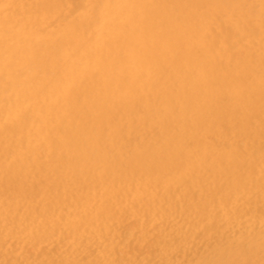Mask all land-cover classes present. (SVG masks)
Segmentation results:
<instances>
[{
    "label": "bare ground",
    "instance_id": "1",
    "mask_svg": "<svg viewBox=\"0 0 264 264\" xmlns=\"http://www.w3.org/2000/svg\"><path fill=\"white\" fill-rule=\"evenodd\" d=\"M88 1L0 0V229L8 222L22 234L33 231V239L48 238L60 222L80 239L109 227L112 210L136 198L145 202L147 219L169 222L179 210L191 230L201 226L213 235L227 215L215 211L252 191L264 166L259 150L243 159L232 144L220 152L212 146L234 133L244 140L250 120L264 134V0L253 25L243 11L249 0H91L90 10L77 15ZM225 13L235 18L226 23L234 39L251 38L256 53L230 55L222 26L210 33L209 24ZM195 190L201 197L193 198ZM176 191L182 198L162 209ZM33 200L36 209L27 210ZM36 220L48 223L46 233L32 226ZM258 252L264 231L214 247L195 264H255ZM98 258L37 264H117Z\"/></svg>",
    "mask_w": 264,
    "mask_h": 264
},
{
    "label": "rangeland",
    "instance_id": "2",
    "mask_svg": "<svg viewBox=\"0 0 264 264\" xmlns=\"http://www.w3.org/2000/svg\"><path fill=\"white\" fill-rule=\"evenodd\" d=\"M237 0H235L236 2ZM249 4H244V7H243V11L248 15V17H250L251 19V25L252 22L256 19V16L258 15V12H259V7H260V0H257L253 2V0H249ZM91 0L88 1L84 7H81L77 10V15H80V14H84L85 12L89 11L90 8H91V4H90ZM240 2L242 3V1L240 0ZM256 2H258L256 4ZM257 7V8H256ZM241 10V9H240ZM255 12V13H254ZM229 14L228 13H225V14H222L220 16H218L216 19H214L210 24H209V30H210V33L213 34V35H217V34H220V27L222 26L224 32H225V36L222 37V43L224 44H228L229 45V49H227L230 53V55L232 54L233 56H237V55H241L242 53H246V51H252V39L251 38H247L246 40L245 39H241V40H235L234 39V36L232 34V29L231 27L226 24L228 23V21H232L234 20V16L230 18H228ZM222 18V19H221ZM225 20V21H224ZM216 22H218L217 24H215ZM216 25V27H215ZM218 25V26H217ZM219 27V28H217ZM214 28V29H213ZM217 30V31H216ZM215 31V32H214ZM244 41V42H243ZM241 42V43H240ZM251 42V43H250ZM244 43V44H243ZM250 44V45H249ZM252 48V49H251ZM242 50V52H241ZM254 53H256V49L254 48V50L252 51ZM258 121V120H257ZM256 120H250L248 123H247V127L248 129H246V124H245V136L243 139L244 140H247V141H238L236 140L238 137H237V134H233V137H231L229 139V137L227 139H225L226 141V145H225V141H221L220 140V143L219 141H216V142H213L214 145H212L213 143H211V141H209V143L217 150V152H220L221 149H225L227 147L228 144H232L236 147V151L239 152V154L242 156L243 159L245 158H249L250 155H253L255 152V150H259V152L261 153V157H264V134L263 132L261 131L260 127H259V123L257 122ZM254 123V124H252ZM252 125V126H251ZM255 125V126H254ZM247 130V131H246ZM252 131V132H251ZM257 132H261V133H257ZM225 133V132H224ZM251 133V134H250ZM252 133H253V136H252ZM250 134V135H249ZM250 136V137H249ZM255 136V137H254ZM227 137V136H226ZM236 137V138H235ZM248 137V138H247ZM253 139H252V138ZM260 137V138H258ZM234 138H235V141H234ZM242 138V137H241ZM262 138V139H261ZM240 139V138H239ZM249 139V140H248ZM255 140V141H253ZM234 141V142H233ZM233 142V143H232ZM244 142V143H243ZM246 142V143H245ZM253 142V143H252ZM257 142V143H256ZM222 145V146H221ZM242 145V146H241ZM224 146V147H223ZM263 154V155H262ZM259 155V157H260ZM246 156V157H244ZM264 165V163H263ZM262 165V166H263ZM245 166V164H244ZM261 169L259 170H256V174L254 175L255 178L252 179L251 183H253V187L249 188L250 190L252 191H244V193H241L240 195H238L237 197L235 198H232V200L228 201V204H226L225 206H222L220 207L218 210L215 211V213L213 215H219V213H222V211L225 213L226 211V217L223 218V219H220V222L218 223V228H217V233L213 232L214 234L212 235V232L210 233L211 235H209L208 233H205L203 228L200 226V227H197L196 229H190V223H188L189 221H187L186 219H184L183 216H180L178 213H173L171 215H173V217L171 216L169 218V222L168 219H166V221H164L163 219H160V218H155V219H147L148 217H146L145 215V212L144 210L146 209V205L144 206L145 202L141 201V200H137L136 198L134 199H131V200H127L125 202L126 205H123L124 207L122 206H116L112 212H113V220H111L109 222L108 225H110L109 227L107 226L106 229L102 230L101 232L99 233H96V235L94 234H84L80 239L79 238H74L72 237L69 233H67L66 231V228L63 226V224H60V222H57V225L56 223L54 225L51 226L50 229V232H48L47 234H50V238H42L40 237V235H38V237H34L33 239V231H32V235L27 233V232H23V234L20 232L21 229H18V227L16 228L17 229V232H16V229H15V225L16 224H12L11 223L9 224L8 222H6L5 224L6 225H3V227L0 229V240L2 238V242L0 244V264H4V262L6 264H37V263H41L42 261H44L45 259L47 258H51L53 260H60V259H63V258H68V257H74L76 258L77 260H80L82 262H91V261H94V257L95 258H99L102 259V258H110V256L114 259V261L117 263V264H124V262H126V260H133V262L135 264H195L198 260L199 257L205 255L208 251H211V249H213L214 247L217 248V247H225L227 246V244H235V242L237 241V239L239 240V238H243L244 237H247L248 235H255L257 233L258 234H261L264 229L262 226L264 224V214L262 215L261 213H259L258 210H260V212H264V166L262 168V170L260 171ZM258 171V173H257ZM262 174H261V173ZM261 175V176H260ZM257 176V177H256ZM261 177V178H259ZM256 183H255V181ZM261 179V180H260ZM261 185H260V183ZM259 183V184H258ZM205 186L207 185L206 188L209 187V181H207V183H204ZM258 184V185H257ZM255 185V186H254ZM257 185V186H256ZM258 186H261V187H258ZM258 187V188H257ZM47 190L50 188L49 187H46ZM255 188V189H254ZM204 189V190H205ZM254 189V190H253ZM259 190V191H258ZM169 192H173L171 190H169ZM197 192V193H196ZM249 195H248V193ZM254 194H253V193ZM55 193H52L49 192L47 195H46V198L44 200L47 199V202L45 203L46 205L50 203L51 201V198L53 200V197L55 196ZM177 194H175L173 197H172V201L171 200H167L165 199L163 201V204H161V208L164 210L166 209H170V205L171 204H175V201L179 198H182V195L181 194H178V191H176ZM193 194V198H199L201 197V195L199 194L198 190H195L192 192ZM50 194V195H49ZM139 195V194H138ZM179 195V196H178ZM198 196V197H197ZM242 196H245L242 197ZM247 196V197H246ZM249 196V197H248ZM38 198H40L39 196H37ZM49 197V198H48ZM51 197V198H50ZM240 198H243L244 200L240 199ZM41 199V198H40ZM238 199V200H237ZM43 200V201H44ZM169 202H167V201ZM33 203L31 204L32 206L28 207L27 210H29L30 208H34L36 209L37 205H36V202L35 200L32 201ZM35 203V204H34ZM233 203V204H232ZM43 204V203H41ZM244 204V207L243 205ZM131 207H128L130 206ZM165 205V206H164ZM237 206V207H233V206ZM246 205V206H245ZM163 206V207H162ZM126 207V208H125ZM138 207V209H137ZM145 207V208H144ZM167 207V208H166ZM246 207V208H245ZM144 208V209H143ZM238 208V209H237ZM240 208L242 210H240ZM120 209V210H119ZM125 209V210H124ZM115 210V211H114ZM132 210V212L130 211ZM222 210V211H221ZM226 210V211H225ZM236 210V211H234ZM238 210V211H237ZM120 211V212H119ZM231 211V212H230ZM234 211V212H233ZM111 212V213H112ZM130 213V214H128ZM231 215H230V214ZM138 214V215H137ZM176 214V215H175ZM234 214V215H233ZM238 214V216H237ZM240 214V215H239ZM242 214V215H241ZM117 215V216H116ZM119 215V216H118ZM142 215V217H141ZM178 215V217H177ZM230 217H229V216ZM249 215V216H248ZM124 216V217H123ZM144 216V217H143ZM251 216V218H250ZM178 219H177V218ZM215 217V216H214ZM228 217H229V221H228ZM237 217L239 219H237ZM246 217V218H245ZM116 218V220H115ZM122 218V219H121ZM227 218V220H226ZM243 218V219H242ZM259 218V219H258ZM121 219V220H120ZM180 219V220H179ZM237 219V220H236ZM242 219V220H241ZM245 219V220H244ZM261 219V221L259 222V220ZM175 220V222H174ZM179 220V221H178ZM244 220V221H243ZM247 220V222H246ZM252 220V221H251ZM257 220V221H256ZM40 220H36L34 223L35 225H32L33 227H35V229H37V231L41 234L42 232L43 233H46L48 230H45L46 228L43 227L45 226L46 224H48L47 222L45 223V225H43L44 223L43 222H39ZM122 221V222H121ZM150 221V223H149ZM163 221V223H162ZM225 221V222H224ZM233 221V222H232ZM243 221V222H242ZM114 222V223H112ZM120 222V223H119ZM139 222V223H138ZM142 222V223H141ZM162 224H161V223ZM165 222V223H164ZM180 222V223H179ZM227 222V223H226ZM231 222V224H229ZM239 222V223H238ZM246 222V223H245ZM251 222V224H249ZM255 222V223H254ZM258 222V223H257ZM8 223V224H7ZM111 223V224H110ZM135 223L136 225H138L140 228H138V226H135ZM141 223V224H140ZM167 223V224H166ZM176 223V225H174ZM182 223V224H181ZM186 223V224H185ZM224 223V224H223ZM234 223V224H233ZM238 223V224H237ZM257 223V224H256ZM116 224H119V225H116ZM140 224V225H139ZM145 224V225H144ZM154 224V225H153ZM159 224V225H158ZM166 224V225H165ZM181 224V225H180ZM242 224V225H241ZM246 224V225H245ZM8 225V226H7ZM116 225V226H115ZM169 225V227H168ZM179 225V226H178ZM183 225V226H182ZM230 225V226H229ZM257 225V226H255ZM260 225V226H259ZM132 226V227H131ZM145 226V227H144ZM174 226V227H173ZM223 226V228H221ZM227 227V230H226V227ZM230 228H229V227ZM236 226V227H235ZM246 226V227H245ZM38 227V228H37ZM56 227V228H55ZM61 227V228H59ZM111 227L113 229H111ZM173 227V228H171ZM238 227V228H237ZM42 228V232L40 231V229ZM44 228V229H43ZM146 228V229H145ZM156 228V229H155ZM164 229L161 230V229ZM169 228V229H168ZM176 228H177V231H176ZM220 228V229H219ZM237 228V229H236ZM244 228V229H243ZM58 229V230H57ZM62 229V231L60 230ZM64 229V230H63ZM138 229V230H137ZM144 229L146 230L145 231V234L143 235L144 233ZM149 229V230H148ZM155 229V230H154ZM174 229V231L172 230ZM219 229V230H218ZM223 230L224 232H220V230ZM225 229V230H224ZM233 229V231L231 230ZM241 229V230H240ZM257 229V231H256ZM261 229V230H260ZM1 230L3 232H1ZM9 230L12 231V233L10 232L9 234ZM20 230V231H19ZM53 230V231H52ZM57 230V231H56ZM108 230V231H107ZM114 230V231H113ZM125 230V231H124ZM131 230L132 233L130 232ZM135 230V231H134ZM161 230V231H159ZM189 230V231H188ZM240 230V231H239ZM244 230V231H243ZM247 230H250V231H247ZM253 230V231H252ZM119 231V232H118ZM159 231V232H158ZM171 231V232H170ZM173 231V232H172ZM177 233H176V232ZM181 231V232H180ZM183 231V233H182ZM231 231V232H230ZM244 233H243V232ZM246 231V232H245ZM256 231V232H255ZM20 232V233H19ZM54 232V233H53ZM57 232V233H56ZM117 232V233H116ZM128 232H130V235L128 234ZM141 232V233H140ZM199 232V233H198ZM202 232V233H201ZM240 232V233H239ZM7 233V234H6ZM17 235H16V234ZM19 233V234H18ZM103 233V234H102ZM105 233L107 235H105ZM126 233V235H125ZM155 233V234H154ZM167 233H169L167 236ZM172 233V234H171ZM176 233V234H175ZM197 233V234H196ZM233 233V234H232ZM252 233V234H251ZM4 236H2V235ZM100 234V236H99ZM128 234V235H127ZM148 234V235H147ZM158 234V235H157ZM177 238H175V235ZM185 234V235H184ZM196 234V235H195ZM207 234V235H206ZM216 234V235H215ZM231 234V235H230ZM237 234V235H236ZM245 234V235H244ZM8 235V236H7ZM15 238H13V236ZM27 235V236H26ZM132 237H129L131 236ZM140 235V236H139ZM152 235V236H151ZM160 235V236H159ZM162 235V236H161ZM185 237H184V236ZM189 235V236H188ZM205 235V236H204ZM225 235V237H224ZM228 235V236H227ZM230 235V236H229ZM236 235V236H235ZM11 236V237H10ZM19 237V240L18 241H15L16 239H18ZM26 236V237H25ZM58 236V237H57ZM97 236V237H96ZM144 236V237H143ZM214 236V237H213ZM221 238H220V237ZM232 236V237H231ZM17 237V238H16ZM31 237V239H30ZM56 237V239H55ZM90 238L89 240L88 239H85V240H82L84 238ZM101 237V238H99ZM129 237V239L126 240V238ZM136 237V238H135ZM143 237V238H141ZM146 237V239H145ZM148 237V238H147ZM157 237V238H156ZM165 237V239L167 240H162L163 238ZM190 237V238H189ZM195 237V238H194ZM200 237V238H199ZM228 237V239L226 238ZM236 237V238H235ZM14 241H13V239ZM22 238V239H21ZM25 238V239H24ZM28 238V239H27ZM54 238V239H53ZM98 240H97V239ZM158 240H156V239ZM173 238V239H172ZM181 238V239H180ZM188 238V239H187ZM194 238V239H193ZM202 238V239H201ZM231 238V240H230ZM233 238V239H232ZM6 239V240H5ZM30 239V240H29ZM40 239L42 240L43 242V245H42V242H39ZM49 239V240H47ZM65 239H67L65 241ZM73 239V240H72ZM77 239V240H76ZM93 239V240H92ZM95 239L97 241H95ZM101 239V240H100ZM131 239V240H130ZM144 239V240H143ZM188 240V244H186L185 241ZM193 239V240H192ZM200 239V240H198ZM204 239V240H203ZM218 239V240H217ZM227 241H226V240ZM235 239V240H234ZM57 242H56V241ZM92 240V241H91ZM156 240V242H155ZM170 240H173V241H170ZM183 240V241H182ZM202 240V241H201ZM212 240V241H211ZM64 241V243H62ZM70 241V242H69ZM72 241V242H71ZM84 241V242H83ZM88 241V242H87ZM100 241V242H98ZM141 241V242H140ZM151 241V242H150ZM177 241V242H176ZM179 241V243H178ZM182 241V242H181ZM192 241V242H191ZM199 241V242H198ZM206 241H207V244H206ZM220 243H219V242ZM230 241V242H229ZM17 242V243H16ZM39 242V243H38ZM68 242V243H66ZM83 242V243H82ZM91 242V243H90ZM115 242V243H114ZM158 242V243H157ZM170 242H173L174 246L172 245V248L168 247ZM184 242V244H183ZM194 244H191L193 243ZM198 244H197V243ZM224 242V243H222ZM229 242V243H228ZM233 242V243H232ZM19 243V244H18ZM32 243V244H31ZM38 243V244H37ZM45 243V244H44ZM48 243V244H47ZM53 243V244H52ZM86 243V244H85ZM150 243H151V246L150 247ZM156 243V244H155ZM218 243L220 245H218ZM222 243V244H221ZM227 243V244H226ZM51 244V246H50ZM67 244V245H66ZM80 244V245H79ZM83 244V245H82ZM88 244V246H87ZM95 244V245H94ZM136 244V245H135ZM154 244L156 246H154ZM167 244V246H166ZM206 244V246L204 245ZM215 245V246H212ZM6 245V246H5ZM8 245V246H7ZM20 245V247H19ZM42 245V246H41ZM79 245V247H77ZM85 245V247H84ZM133 245H135L134 247H132ZM142 245V246H141ZM148 245V246H147ZM184 245V246H182ZM188 245V246H187ZM192 245V246H191ZM197 245V246H196ZM40 246V247H39ZM66 246V247H65ZM115 249H113L112 248ZM117 246V247H116ZM132 248H131V247ZM139 246V247H138ZM162 246V247H161ZM164 246L167 247V253H166V258H164V256H162L163 258L160 257L161 253L160 251L161 250H164ZM196 246V247H194ZM199 246V247H198ZM7 247V248H6ZM19 247V248H18ZM34 247V248H33ZM65 247V248H63ZM84 247V248H83ZM93 247V248H92ZM120 247V249H119ZM145 247V248H144ZM155 247H158V248H155ZM180 247V248H178ZM186 247V248H185ZM194 247V248H193ZM205 247V250L204 248ZM33 248V249H32ZM47 248V249H46ZM91 248V250H90ZM136 248V249H135ZM141 252H138L139 250ZM149 248V249H147ZM161 248V249H160ZM184 248H185V251H184ZM211 248V249H209ZM3 249V250H2ZM38 249V250H37ZM72 249V250H70ZM82 249V250H81ZM100 249V250H99ZM155 249V250H154ZM175 249V250H174ZM16 250H18L16 252ZM20 250V251H19ZM59 250V251H58ZM84 250V251H83ZM86 250V251H85ZM88 250V251H87ZM122 250V251H121ZM138 250V251H136ZM150 250V251H148ZM171 250V251H170ZM177 250V252H176ZM201 250V251H200ZM54 251V252H53ZM69 251V252H68ZM71 251V252H70ZM74 251V252H73ZM95 251V252H94ZM157 251V252H156ZM170 251V252H169ZM190 251V252H189ZM197 251V252H196ZM204 251V252H202ZM206 251V252H205ZM114 252V253H113ZM176 252V254H175ZM181 252V253H180ZM185 252V254H184ZM70 253V254H68ZM80 253L78 256H80L78 258V256H74L76 254ZM83 253V254H82ZM104 253V254H102ZM107 253V254H106ZM125 253V254H124ZM145 253V254H144ZM174 253V254H172ZM180 253V254H179ZM191 253V254H190ZM200 253H202V255H199ZM261 253V254H260ZM264 252H258V261L256 260L255 261V264H261L262 263V260L260 259H264V257H262L261 255L263 254ZM13 254V255H12ZM44 254V255H43ZM87 254V255H86ZM106 254V255H105ZM109 254V256H108ZM118 254V255H117ZM126 254L128 256H126ZM132 254V255H131ZM153 254V255H152ZM160 254V255H159ZM168 254H170L168 256ZM188 254V255H187ZM195 254V255H194ZM63 255V256H62ZM94 257H93V256ZM120 255V256H119ZM125 255V257H124ZM130 255V256H129ZM144 255V256H142ZM156 255V256H154ZM159 255V257L157 256ZM172 255V256H171ZM176 255V256H175ZM264 255V254H263ZM91 256L93 257V259L91 258ZM97 256V257H96ZM107 256V257H106ZM123 256V257H122ZM132 256V257H131ZM133 256H135V258H133ZM141 256V257H139ZM154 256V258H153ZM175 256V257H174ZM192 258H188V257H191ZM197 256H199L197 258ZM130 257V258H129ZM156 257V259H155ZM167 257L168 260H167ZM183 257H184V260H183ZM98 258V259H99ZM126 258V260H125ZM133 258V259H132ZM138 258V259H137ZM161 258V259H159ZM188 258V259H187ZM13 259V260H12ZM122 259V261H121ZM164 259V261H163ZM175 259V260H174ZM39 260V261H38ZM87 260V261H86ZM97 260V259H96ZM135 260V261H134ZM137 260V261H136ZM147 260V261H146ZM153 260V261H152ZM159 260V261H158ZM166 260V261H165ZM172 260V262H171ZM174 260V261H173ZM177 260V262H176ZM183 260V261H182ZM195 260V261H194ZM120 261V262H119ZM188 261V262H187ZM264 261V260H263ZM163 262V263H162ZM166 262V263H164ZM261 262V263H260ZM264 264V263H263Z\"/></svg>",
    "mask_w": 264,
    "mask_h": 264
}]
</instances>
